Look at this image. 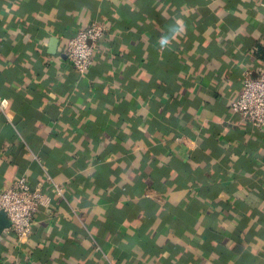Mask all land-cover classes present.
<instances>
[{"label":"crops","instance_id":"0c3cea01","mask_svg":"<svg viewBox=\"0 0 264 264\" xmlns=\"http://www.w3.org/2000/svg\"><path fill=\"white\" fill-rule=\"evenodd\" d=\"M110 26L86 74L74 32ZM264 0H0V193L51 198L1 264H264ZM51 178L64 191L57 194Z\"/></svg>","mask_w":264,"mask_h":264},{"label":"built area","instance_id":"2783aa9c","mask_svg":"<svg viewBox=\"0 0 264 264\" xmlns=\"http://www.w3.org/2000/svg\"><path fill=\"white\" fill-rule=\"evenodd\" d=\"M110 32V26L94 20L68 38L65 48L67 61L80 73L86 74L96 58L99 42ZM231 109L254 126L264 128V70L253 74L249 67L242 71L239 94L232 100ZM57 194L64 191L60 183L47 178ZM51 198L40 187L32 188L25 175L15 179L0 193V210L5 211L11 224L8 232L15 235L20 245L30 239L42 208L50 205Z\"/></svg>","mask_w":264,"mask_h":264},{"label":"water","instance_id":"95a60500","mask_svg":"<svg viewBox=\"0 0 264 264\" xmlns=\"http://www.w3.org/2000/svg\"><path fill=\"white\" fill-rule=\"evenodd\" d=\"M11 222L9 220V218L7 217V214L5 213V211L0 210V232H2V230L5 227L10 226Z\"/></svg>","mask_w":264,"mask_h":264},{"label":"trees","instance_id":"16d2710c","mask_svg":"<svg viewBox=\"0 0 264 264\" xmlns=\"http://www.w3.org/2000/svg\"><path fill=\"white\" fill-rule=\"evenodd\" d=\"M2 260H3V258H1V260H0V261L2 262ZM1 262H0V264H1Z\"/></svg>","mask_w":264,"mask_h":264}]
</instances>
